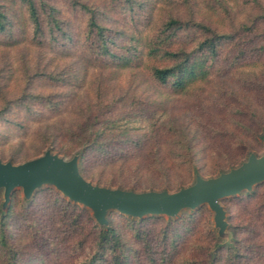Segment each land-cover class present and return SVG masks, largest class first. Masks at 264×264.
Returning <instances> with one entry per match:
<instances>
[{
  "label": "trees",
  "instance_id": "16d2710c",
  "mask_svg": "<svg viewBox=\"0 0 264 264\" xmlns=\"http://www.w3.org/2000/svg\"><path fill=\"white\" fill-rule=\"evenodd\" d=\"M67 1L70 13L85 18L83 33H73L57 0H0V45L31 43L41 59L44 51L68 61L28 75L22 95L6 100L0 109L2 146L11 143L12 131L28 132L34 121L43 146L68 157L82 148L86 178L137 190L149 174L163 180L155 188L175 190L192 180L195 167L216 175L239 164L249 150H263L264 0H168L166 17L157 24L161 0ZM219 20L230 21L231 29L214 26ZM127 37L132 45L124 44ZM124 73L128 89L119 82ZM89 77L91 91L84 90ZM147 79L167 91L164 98L137 94ZM37 81L45 83L47 94L34 92ZM171 97L194 111L222 112L224 120L214 128L185 123L172 111ZM38 106L43 110L35 111ZM130 122L148 129L127 127ZM219 140L233 143L235 151L211 154V143ZM0 157L6 159L1 152ZM9 157L18 163L25 156L18 150ZM178 167L187 176L172 178ZM263 193L264 185L253 196L225 201L237 223V241L220 249L213 264H264ZM20 201L16 192L0 221L3 264H173L190 250L208 217L205 207L175 222L112 214V226L104 229L53 190L38 193L21 216ZM29 247L35 254H24ZM206 249L203 243L195 251Z\"/></svg>",
  "mask_w": 264,
  "mask_h": 264
},
{
  "label": "water",
  "instance_id": "95a60500",
  "mask_svg": "<svg viewBox=\"0 0 264 264\" xmlns=\"http://www.w3.org/2000/svg\"><path fill=\"white\" fill-rule=\"evenodd\" d=\"M264 142V137H261ZM83 151V150H82ZM82 151L65 158L47 150L42 156L14 164L0 160V192L2 209L8 212L13 195L21 191L31 202L45 188H54L69 202L88 209L95 222L104 229L111 227L113 212L140 222L149 218L178 219L184 212L196 213L208 207L214 213L218 235L228 240V213L223 206L227 200L252 195L264 185V153H250L247 160L216 177L196 176L192 185L176 192H136L109 188L88 181L81 170Z\"/></svg>",
  "mask_w": 264,
  "mask_h": 264
},
{
  "label": "rangeland",
  "instance_id": "374dc122",
  "mask_svg": "<svg viewBox=\"0 0 264 264\" xmlns=\"http://www.w3.org/2000/svg\"><path fill=\"white\" fill-rule=\"evenodd\" d=\"M54 2H56V0H54ZM166 2H168V0H161L160 1L159 5L157 7V11L155 12L153 24H157V23L161 22L163 19H165L166 11L164 9L170 8L167 6ZM57 4L61 5L64 8V10L67 12L65 16L72 20L71 26H72L73 33L74 34L83 33L84 28H85V18L83 16L75 13V12L70 13L69 5H68L69 2L67 0H57ZM173 4L174 5H172V6L176 7L175 3H173ZM239 18L240 17H238V19ZM231 24L232 23H230V21H228V20H223V21L219 20V21L214 22V26L218 27L220 30H222V32L223 31H229L231 29V27H230ZM127 27H128V25H125L124 28H127ZM141 28H143V25L141 26ZM30 44L29 43H23L19 46H9V47L0 45V109L6 103V100L7 101L15 100L20 95H22V92L24 91L25 80H26V77L28 75H32L34 73L38 74L40 72H48L51 70H55L58 67L64 66L68 62L65 60H60V59H58V57L57 58L53 57L52 55H49L48 53H45L44 51H42L44 53L43 54L44 58L41 59L40 57H38V53H37V52H40L39 49L35 48L32 44L31 45ZM124 44H126V46H129V45H132L133 42L130 41L129 37H127L126 40L124 41ZM92 80H93L92 77H89L88 81H86V83H85V89L84 90L91 91L92 87L94 88V85L93 86L91 85ZM127 80H128L127 73H124L123 77L119 80L120 84L124 85V87H126V89H128V86L126 85ZM44 87H45V83H43V81H37L36 85L34 87V92L39 93V94H47V90ZM157 89L161 93H159L157 91ZM157 89L155 86L152 85V82L150 80H148V81H146L145 85L141 86V88L137 94H139V96L141 98L149 97L152 100L164 98L161 94H165V93H167V91L162 89V88H157ZM168 97H170V96H168ZM171 99L174 100V98H172V97H171ZM84 102H85V99H82L81 104L84 105ZM233 103L237 106V103H235V102H233ZM187 104L188 103H186L185 101H182V100H174L173 102H171L172 111L175 114H178V115L180 114V116L183 118V121L185 123H187V122H192V123H195V122L198 123L199 122L200 123L201 122L204 125L210 124V128H214L212 126H214L216 124H221L220 121L224 120V116H223L222 112L219 113V112L211 109L210 114H205V111L203 109L201 111V110H199L200 109L199 108L197 111H194V110L189 109ZM84 106H86V105H84ZM84 109H86V108H84ZM37 110L41 111V110H43V108L41 106L35 107V111H37ZM15 116H16V113L15 114L11 113L8 117L14 120ZM125 125L127 127H130V128H138V129H142V130L148 129V126L145 123H141V122H130V123H127ZM30 126H31V128L29 129L28 132H21L19 134H16L14 131H12L13 134H11V138H12L11 143H9L8 145H3V146L1 145L3 143V141L1 140L3 134L0 135V152H1V154L3 153L6 156V159H2V157H0V160H2L4 162H13L14 164L17 165V164H22V163L27 162L29 160L40 157L47 150H51L54 154H58L62 157L68 158V159L71 158L75 154H79L82 151V148H81V149L75 151L74 153H72V155L68 157V156H65V155L59 153L58 151L54 150L52 145H50V144H46V146H43L42 138L40 137V133L38 132V129L36 127L37 125H35L34 121H32L30 123ZM1 132L6 133V130L5 129L1 130ZM259 140L264 147V142L261 140L260 136H259ZM19 144H21V147H18ZM18 150H20L22 152L23 156H25V157H23V159L20 162L15 163L12 159H10L11 157H9V155L13 154L14 152H17ZM209 150H210L211 154H213V155H215L217 153L218 154H227V153L229 154L231 152H234L235 148L233 147V143H228V142L221 143V141L219 140L214 144L211 143ZM252 152L257 153L258 155H261L264 153V148H263V150H261L259 152H254V151L249 150L247 156L239 164L234 165V166H230L229 168L224 169V170H220L216 175L205 176V173H203L202 171L200 172V170L197 167H195L194 171L192 172V180L188 184L180 186L179 188H177L175 190H169V188H166V187L161 188V189L155 188V187H159L161 185V182L163 181L162 178H160L159 176H157L155 174H149L148 176H146L142 179V181L140 182V186L142 189H140V190H137L135 188L128 187V186L127 187H121V186L112 187V186L100 184V183L95 182L93 180H89L86 177L85 178L95 185H100V186L114 188V189L121 188V189H125V190H133L136 192H144V191H152V190H155V191L168 190L170 192H176L182 187H187V186L192 185L195 181L196 176H198V175H200L204 178L216 177L220 174V172L228 171L232 167L239 166L242 162L247 160L249 154ZM185 176H187L186 172L184 171V169H179V167L174 168L172 171V175H171V177L174 179L182 178ZM113 180H116V179H113ZM118 180H120V178ZM125 182H129L128 179H126ZM45 190H53L54 192L59 194L61 197H63L54 188H45L42 191H45ZM256 192H257V190L255 191V193ZM19 193H20V200H21L20 201V213L19 214L21 216L24 209L29 208L33 204V202L35 201L38 194L33 198V200L31 202H27L24 199L22 192L19 191ZM254 194H252V195L244 194V195L253 196ZM235 199H238V198H235ZM235 199H231V200H235ZM43 201H44V199L41 202H43ZM45 202H46V200H45ZM2 203H3V194H2V192H0V221H2L8 213L7 212L5 214V212L3 211ZM223 206L225 207V209L228 213V223H229V229H228L229 238H228V240L225 241L224 239H221L219 237L218 230L215 228V225H214V213L208 207H205L207 209V212H208V217L206 219V222L204 221V223H203L204 227L198 232L199 235L196 236L195 238H193V240L190 242V247H189L190 250L187 251L186 253L180 255L179 257H177L173 264H207L208 262L213 264V262L216 258V253L220 249L232 248L235 246L237 238L235 236L234 229L236 228L237 223H234L231 220V214H230V209H229V206H231V205H229L228 203L226 204L224 202ZM80 207L83 210L88 211L89 214L91 215V217L93 218V214L90 210L85 209L82 206H80ZM196 213H191L189 211H186L178 219L172 220V221L165 218V217L161 218V219L165 220L166 222H175V221L181 219L184 215H192V214H196ZM112 214H118V213L113 212ZM112 214L109 215V220H110L111 226H112V222H111L110 216ZM122 217H124V216H122ZM125 218L128 220H132V219H129L127 217H125ZM132 221L140 222L139 220H132ZM15 228H18V224L13 225V227L10 230L11 234L15 233ZM206 242H209V243L206 244ZM203 243H204V246L206 245L207 249H209L208 253L202 252L200 250L195 251L197 248H200ZM33 250H35V249H32L31 247H29L28 249H26V252L24 254L28 253L29 251H30V253L35 254V252ZM25 258H26V256H25ZM3 260L4 259H2L1 255H0V264H3ZM26 260H27V258H26ZM24 264H28V262H25Z\"/></svg>",
  "mask_w": 264,
  "mask_h": 264
}]
</instances>
